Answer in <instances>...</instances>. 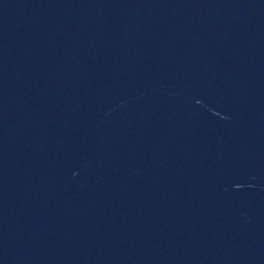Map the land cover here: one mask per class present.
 Returning <instances> with one entry per match:
<instances>
[{
  "label": "water",
  "instance_id": "obj_1",
  "mask_svg": "<svg viewBox=\"0 0 264 264\" xmlns=\"http://www.w3.org/2000/svg\"><path fill=\"white\" fill-rule=\"evenodd\" d=\"M0 264H264V0H0Z\"/></svg>",
  "mask_w": 264,
  "mask_h": 264
}]
</instances>
